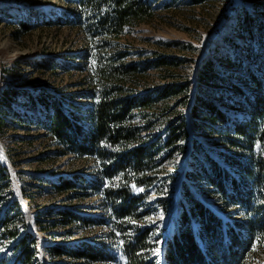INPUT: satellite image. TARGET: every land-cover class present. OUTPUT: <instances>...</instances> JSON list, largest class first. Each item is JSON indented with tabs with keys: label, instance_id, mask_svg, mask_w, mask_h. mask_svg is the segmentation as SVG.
<instances>
[{
	"label": "trees",
	"instance_id": "trees-1",
	"mask_svg": "<svg viewBox=\"0 0 264 264\" xmlns=\"http://www.w3.org/2000/svg\"><path fill=\"white\" fill-rule=\"evenodd\" d=\"M64 2L66 7L46 16L45 23L75 29L83 36L82 48L71 56L65 54L73 62L47 57L37 63L41 69L53 72L75 69L85 73L78 83L83 89L68 92L46 86L32 90L14 84L5 86L0 90V131L6 116L21 124L26 122L27 118L20 119L13 108L19 96L37 107L42 115L38 124L58 146V152L90 162L94 172L91 177L74 174L81 179L59 177L57 191L68 195L72 191L78 200L98 197L101 215L48 209L39 215L46 218L37 219L40 225L46 224L41 228L56 241L58 236L71 237L69 229L75 223L84 229L105 226L106 236L123 243L128 264H154L157 256L160 264H243L247 252L264 241V20L242 10L232 32H240L246 41L234 40L232 33L226 40L238 51L236 54L218 53L221 43L216 42L211 53L201 55L195 80L173 81L138 91L129 85L138 83L150 69L177 65L173 57L162 55L145 62L128 61L130 50L120 43L133 27L154 17L153 2ZM239 8L235 6L236 13ZM257 9L264 12V3L260 2ZM34 26L20 23L24 32ZM222 61L229 66L228 72H220V67L226 65ZM192 87L195 90L191 96ZM175 97L183 98L188 113L199 119L196 123L202 129L221 135L228 150L222 153L227 166L213 159L202 142L190 137L186 115L175 113V108L166 104ZM232 101L242 111L241 116L232 118L224 109ZM161 124L166 136L157 130ZM216 124L220 127L216 128ZM189 139L193 169L185 170L172 196L156 201L173 199L178 204L172 214L175 226L168 221L162 230L167 237L159 249L156 241L162 234L159 231V236L150 240V232L157 227L146 222L151 210L145 203L153 187L155 193L165 191L164 184L173 174L160 178L163 164L178 150H185L183 143ZM163 150L167 151L164 156ZM197 181L212 188L220 205L232 209L228 217L191 187L192 183L201 186ZM10 184L8 168L0 162V205L11 194ZM22 213L18 200L13 199L0 215V247L11 243L0 257V264H40L37 235L25 221L20 222ZM234 214L238 215L235 219ZM49 216H55L54 220ZM57 225L69 228L62 235L49 230ZM109 245L89 240L76 246L57 243L49 252L66 255L72 261L68 264H93L110 259ZM151 251L158 252L157 256L147 260L146 254Z\"/></svg>",
	"mask_w": 264,
	"mask_h": 264
},
{
	"label": "rangeland",
	"instance_id": "rangeland-1",
	"mask_svg": "<svg viewBox=\"0 0 264 264\" xmlns=\"http://www.w3.org/2000/svg\"><path fill=\"white\" fill-rule=\"evenodd\" d=\"M62 1L64 2V0H0V90L13 84L18 85V88L28 90L45 86L55 89L64 88L68 92H77L83 89L78 83L85 73L75 69L68 72L58 69L53 72L41 69L37 63L47 57L53 58L57 62L63 60L73 62L71 54L77 53L82 48L83 36L78 34L75 29L67 25H47L45 23L46 16L57 13L66 7L65 2ZM151 1L155 11L154 17L148 22L133 27L128 35L120 40V43L122 47L130 50L131 55L128 57V61L145 62L154 59L156 55H162L173 57L177 65L153 67L146 76L140 78L138 83L129 85L138 91H144L149 87L163 86L173 81L195 80L197 64L201 55L206 51V53H211L216 42H219V45L221 43L222 46L218 53L236 54L238 51L229 47L226 40L231 33L234 40H245L240 32H232L238 26V18L242 10L264 20V12H259L257 9L260 2L264 3V0ZM235 6L240 7L237 13ZM21 22L35 26L28 32H24L23 29H20ZM66 53L70 55L68 58L65 57ZM221 55H219L220 58H222ZM222 62L226 65L224 68L221 63L217 65L221 66L220 72L224 69H227L226 72H228L229 66L224 61ZM194 90L195 87H192L189 92L191 96ZM19 98L18 103H12L13 108L20 119L27 118L26 122L21 124L13 117L6 116V123L0 131V162L8 168L11 182V194L5 197L7 200L0 205V215L8 209V205L13 199L18 200L19 209L23 212L20 222L25 221L27 228L37 235L40 246L37 259L40 264H68V262H72L66 255L57 256L50 253L49 248L57 243H69L71 246H76L84 240L110 243L107 249L110 252V259L93 264H128L123 243L117 238L110 239L106 236L107 227L105 226H92L84 229L75 223L69 229L71 237L58 236L56 241L49 235V231L41 228L46 224L43 222L40 225L37 219L46 218V216L39 215L48 209L67 208L97 216L101 215V210L98 207V197L96 196L78 200L72 191L69 195L57 191L56 184L61 176H68L71 179H81V177H74V174L83 177L93 176L91 164H89L90 162L87 164L73 155L60 154L58 146L38 124L42 115L37 112V107L34 108L27 104L24 97L19 96ZM182 102H184L182 97H175L169 99L166 104L175 108V113L180 112L186 115L190 137L202 142L213 159L226 165L222 153L228 152V150L220 140L221 135L202 129L203 127L196 123L199 119L190 116L188 105ZM162 104L159 102L160 106ZM224 109L232 118L243 114L239 108L233 105V101L227 103ZM163 127L164 124H161L157 130L166 136L167 132ZM217 127L220 126L216 124ZM214 138L218 141H214ZM183 144L187 148L178 150L163 164L160 178L167 179L173 174V177L164 184L165 191L155 193L156 187H153V194L145 203L151 210L146 222H151L157 227L150 232V240L154 241L159 236V231L162 234L156 241L159 249L167 237L165 231L162 230H165L168 221L173 228L175 226L172 214L178 204L173 199H169L167 202L156 201L172 196L174 190L178 188L179 178L185 170H192L194 167L191 166V157L188 155L191 140L189 139ZM166 153L167 151L163 150L162 156ZM197 182L201 186L192 183L191 187L199 191V194L207 202L220 209L223 216L228 217L230 212L232 213V209H226L220 205L218 196L211 191L212 188L210 190L203 186L201 181ZM52 211L50 214H53ZM236 215H233L234 219ZM54 218L55 216H49L51 221ZM19 226L23 229L20 223ZM68 228L57 225L49 230L62 235ZM10 246L11 243L7 242L6 245L0 247V257L4 256ZM157 253L151 251L146 254L149 256L145 258L149 260L157 256ZM247 253L248 256L244 259L243 264H264V241L258 248ZM156 259L154 264H160L158 256Z\"/></svg>",
	"mask_w": 264,
	"mask_h": 264
}]
</instances>
